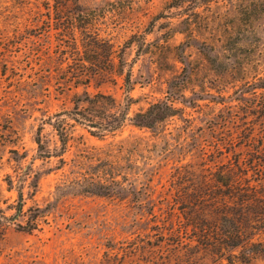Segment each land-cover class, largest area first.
<instances>
[{
  "label": "rangeland",
  "instance_id": "1",
  "mask_svg": "<svg viewBox=\"0 0 264 264\" xmlns=\"http://www.w3.org/2000/svg\"><path fill=\"white\" fill-rule=\"evenodd\" d=\"M82 26L114 45L109 67ZM126 74L121 128L74 121L97 93L115 102L85 111L119 112ZM158 100L173 114L136 126ZM18 189L0 264H264V0H0L7 216ZM31 207L41 228L17 229Z\"/></svg>",
  "mask_w": 264,
  "mask_h": 264
},
{
  "label": "trees",
  "instance_id": "2",
  "mask_svg": "<svg viewBox=\"0 0 264 264\" xmlns=\"http://www.w3.org/2000/svg\"><path fill=\"white\" fill-rule=\"evenodd\" d=\"M69 29L73 30V21H68ZM63 24V23H62ZM92 26V23H91ZM93 27H87L82 26L81 32L89 38V41H87L86 46L89 49V51L92 54V59L89 61L93 65H97L96 62L99 61L98 59V49L104 50V64L107 67L111 65V61L114 58V45L107 39L99 37V34L91 29ZM97 49V50H96ZM130 76L129 74H126L124 77V85H125V92L126 95L123 100V104L121 106V103H118L117 106L119 107V112L111 113L110 115H106V113L100 114H94V112H87L85 111L86 108L90 106H97V105H105L108 102H112L113 104L115 102V99L111 95H106L103 93H97L91 99H89V103L85 109L81 110L78 114L80 116L74 117V121L88 127L89 132L91 134L100 133V132H111L115 131L122 127L125 120L128 118L127 114L130 108V105L132 103V97L129 95L130 91ZM95 111V109H93ZM96 112V111H95ZM174 112V107L171 102H168L166 100H158L154 103L149 104V106L145 110L138 111L134 114V116L130 119L133 120V123L136 126H145V127H153L156 123L162 121L168 116H171ZM104 114V115H103ZM59 115V113H58ZM53 128L56 130L59 141L61 142L62 149L65 147L68 139V132L66 131L65 127L58 121L55 123H51ZM95 128V130L93 129ZM8 184H12V181L9 179ZM25 216L23 211V201H22V192L20 189H18V202L15 207V212L12 215L7 216L5 212L0 208V222L3 223H13L14 220H17L19 217ZM44 214L40 207H31L29 208V213H27L26 218L24 219V222H17L15 223V226L19 230L23 231H34L40 229V223L44 222L45 219H43ZM236 237L237 232L234 231V233L230 232L228 237ZM199 238L203 240H210V235L206 233H200ZM260 252L264 255V246L260 248Z\"/></svg>",
  "mask_w": 264,
  "mask_h": 264
}]
</instances>
